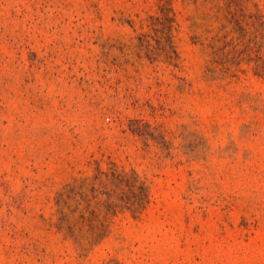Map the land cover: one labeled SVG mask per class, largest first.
Returning a JSON list of instances; mask_svg holds the SVG:
<instances>
[{"label":"rangeland","instance_id":"374dc122","mask_svg":"<svg viewBox=\"0 0 264 264\" xmlns=\"http://www.w3.org/2000/svg\"><path fill=\"white\" fill-rule=\"evenodd\" d=\"M0 264H264V0H0Z\"/></svg>","mask_w":264,"mask_h":264}]
</instances>
